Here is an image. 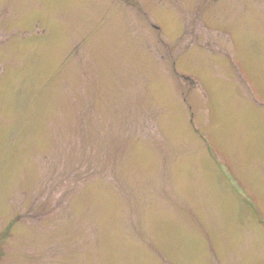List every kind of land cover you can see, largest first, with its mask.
<instances>
[{"label": "rangeland", "instance_id": "1", "mask_svg": "<svg viewBox=\"0 0 264 264\" xmlns=\"http://www.w3.org/2000/svg\"><path fill=\"white\" fill-rule=\"evenodd\" d=\"M0 264H264V0H0Z\"/></svg>", "mask_w": 264, "mask_h": 264}]
</instances>
